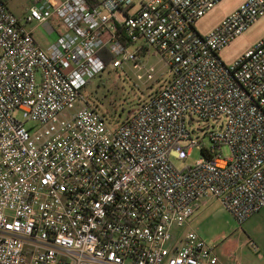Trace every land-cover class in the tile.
I'll list each match as a JSON object with an SVG mask.
<instances>
[{
    "label": "built area",
    "instance_id": "1",
    "mask_svg": "<svg viewBox=\"0 0 264 264\" xmlns=\"http://www.w3.org/2000/svg\"><path fill=\"white\" fill-rule=\"evenodd\" d=\"M222 1L35 0L20 18L0 0V264H221L186 229L195 212L216 199L242 224L264 208V39L231 66L219 56L264 0L199 34ZM52 21L64 29L44 49L27 26ZM144 48L173 74L157 94L113 129L75 108ZM197 122L218 125L210 147Z\"/></svg>",
    "mask_w": 264,
    "mask_h": 264
},
{
    "label": "rangeland",
    "instance_id": "2",
    "mask_svg": "<svg viewBox=\"0 0 264 264\" xmlns=\"http://www.w3.org/2000/svg\"><path fill=\"white\" fill-rule=\"evenodd\" d=\"M9 9L22 18L35 0H5ZM246 0H223L195 23L201 35L210 34L227 16L234 13ZM37 24H28L35 31L37 40L45 39V33L37 30ZM43 36V37H42ZM264 39V17L220 51V58L231 66ZM134 51V49H131ZM173 74L165 58L150 49L140 61L127 62L116 70L107 68L94 78L82 91V98L75 108L89 105L104 116L110 128L121 125L137 111L139 106L157 94ZM19 118H22L19 115ZM29 123L27 126H30ZM218 125L214 122H197L192 139L201 146L210 147L207 133ZM193 130V128H192ZM230 156L228 147L220 151ZM203 157L199 147L192 150L186 160H173L182 170L194 166ZM186 229L198 234L213 248L221 264H264V208L240 224L226 207L216 199H207L190 219Z\"/></svg>",
    "mask_w": 264,
    "mask_h": 264
},
{
    "label": "crops",
    "instance_id": "3",
    "mask_svg": "<svg viewBox=\"0 0 264 264\" xmlns=\"http://www.w3.org/2000/svg\"><path fill=\"white\" fill-rule=\"evenodd\" d=\"M36 24H37L36 29L43 31V33H45L46 38L41 40V41L37 40L35 31L32 29H30V30L33 32L34 37H35L36 41L38 42V44L44 49H48L50 47V45L56 40L58 33L63 31V29H64L63 27L59 26V23H57L56 21H52L50 24H44V25H40L38 23H36Z\"/></svg>",
    "mask_w": 264,
    "mask_h": 264
},
{
    "label": "trees",
    "instance_id": "4",
    "mask_svg": "<svg viewBox=\"0 0 264 264\" xmlns=\"http://www.w3.org/2000/svg\"><path fill=\"white\" fill-rule=\"evenodd\" d=\"M149 50L147 49V48H144L142 51H141V53H140V56L141 57H145L146 55H147V52H148ZM141 59H139V61H140ZM109 61H110V58L109 57H106L105 58V62L107 63V64H109Z\"/></svg>",
    "mask_w": 264,
    "mask_h": 264
}]
</instances>
